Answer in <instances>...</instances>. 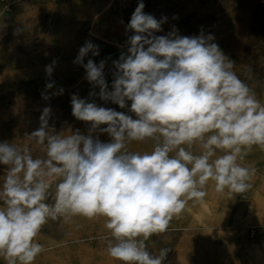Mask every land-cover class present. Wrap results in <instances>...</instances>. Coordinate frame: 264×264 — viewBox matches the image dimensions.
Segmentation results:
<instances>
[{
    "label": "clouds",
    "instance_id": "clouds-1",
    "mask_svg": "<svg viewBox=\"0 0 264 264\" xmlns=\"http://www.w3.org/2000/svg\"><path fill=\"white\" fill-rule=\"evenodd\" d=\"M144 8L140 0L126 26L133 34L113 61L111 91L106 61L84 62L89 53L99 55L98 45L86 41L73 61L99 89L90 96L128 108L135 118L73 94L72 116L89 124L87 135L79 129L60 134L49 125L51 108L45 107L39 128L28 134L45 158H33L28 147L0 142V165L6 166L0 187V257L7 264H34L44 251L37 242L43 226L50 219L76 216L104 218L112 259L163 264L168 249L155 255L146 241L165 233L189 200L202 201L209 181L217 193H243L251 186L255 169L240 161L253 146L264 151V104L235 73L214 35L182 36L175 28L155 35L167 17L157 20ZM55 64L45 66L47 76ZM54 86L51 81L45 87ZM96 132L110 141L102 142ZM133 141H151L153 149L131 151ZM194 145L199 154L191 151ZM53 185L54 202L48 203Z\"/></svg>",
    "mask_w": 264,
    "mask_h": 264
},
{
    "label": "rangeland",
    "instance_id": "rangeland-1",
    "mask_svg": "<svg viewBox=\"0 0 264 264\" xmlns=\"http://www.w3.org/2000/svg\"><path fill=\"white\" fill-rule=\"evenodd\" d=\"M139 2L125 0V8H121L119 0H0V142L28 147L33 158H45L41 146L28 137L39 128L45 107L51 108L49 125L57 132L67 135L79 129L87 135L89 124L72 116L73 94L135 118L127 108H117L98 95L90 96L99 89L84 78V68L73 61L86 41L98 45L99 55L89 53L84 62L106 61L108 83L113 77V61L125 52L128 36L133 34L126 32V26ZM142 2L146 14L157 20L167 17L163 30L155 35H166L173 28L182 36L199 35L201 31L214 35V42L234 62L235 73L264 104V0ZM54 60V72L49 77L45 66ZM51 81L54 88L46 90ZM61 88L63 94L52 95ZM42 94L50 99L45 100ZM93 135L102 142L110 141L106 133ZM128 148L150 152L153 143L133 141ZM191 151L199 154V146L194 145ZM240 162L255 169L247 191L234 194L225 190L211 198L215 184L209 181L202 201L189 200L165 233L146 241L155 255L168 249L163 264H264L246 247L257 234L255 223L264 221V151L253 146ZM5 176L6 166L0 165V187ZM54 195L55 185L48 203L54 202ZM259 236L263 240L264 231ZM108 238L103 217L50 219L37 237L44 251L34 264H122L108 256ZM0 264L7 262L0 257Z\"/></svg>",
    "mask_w": 264,
    "mask_h": 264
},
{
    "label": "bare ground",
    "instance_id": "bare-ground-1",
    "mask_svg": "<svg viewBox=\"0 0 264 264\" xmlns=\"http://www.w3.org/2000/svg\"><path fill=\"white\" fill-rule=\"evenodd\" d=\"M217 194L218 193L214 189L213 194H211V198H215ZM255 226L257 228V234L255 237L253 236V240H251V243L248 244V250L254 255L255 259L259 263H264V238L262 240V238L259 236V233L264 231V221L261 222L260 220V222L255 223Z\"/></svg>",
    "mask_w": 264,
    "mask_h": 264
},
{
    "label": "built area",
    "instance_id": "built-area-1",
    "mask_svg": "<svg viewBox=\"0 0 264 264\" xmlns=\"http://www.w3.org/2000/svg\"><path fill=\"white\" fill-rule=\"evenodd\" d=\"M119 4H120V6L119 7H121V8H125V0H119ZM120 22H121V24H126V22H125V19L124 18H122L121 20H120ZM124 51H126V46H125V50ZM113 79H114V77H112L110 80H109V82H108V87H109V91H111L112 90V82H113ZM130 103L131 102H128V106L130 107ZM114 104V103H113ZM114 106L115 107H117V108H119V106L118 105H116V104H114ZM128 109V108H127Z\"/></svg>",
    "mask_w": 264,
    "mask_h": 264
},
{
    "label": "crops",
    "instance_id": "crops-1",
    "mask_svg": "<svg viewBox=\"0 0 264 264\" xmlns=\"http://www.w3.org/2000/svg\"><path fill=\"white\" fill-rule=\"evenodd\" d=\"M196 205H197V204H195V205H192V206H194V207H195ZM252 237H253V236H252ZM246 247H247V249H248V244L246 245Z\"/></svg>",
    "mask_w": 264,
    "mask_h": 264
}]
</instances>
